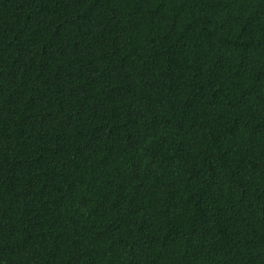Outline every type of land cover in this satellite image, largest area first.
Listing matches in <instances>:
<instances>
[{"label": "trees", "instance_id": "16d2710c", "mask_svg": "<svg viewBox=\"0 0 264 264\" xmlns=\"http://www.w3.org/2000/svg\"><path fill=\"white\" fill-rule=\"evenodd\" d=\"M0 264H264V0H0Z\"/></svg>", "mask_w": 264, "mask_h": 264}]
</instances>
